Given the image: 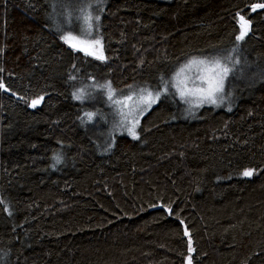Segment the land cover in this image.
I'll return each mask as SVG.
<instances>
[{"label":"trees","instance_id":"16d2710c","mask_svg":"<svg viewBox=\"0 0 264 264\" xmlns=\"http://www.w3.org/2000/svg\"><path fill=\"white\" fill-rule=\"evenodd\" d=\"M55 1L0 0V264H264V0H108L104 59L61 39ZM214 56L230 107L172 94L103 149L88 129L87 83L157 91Z\"/></svg>","mask_w":264,"mask_h":264},{"label":"rangeland","instance_id":"374dc122","mask_svg":"<svg viewBox=\"0 0 264 264\" xmlns=\"http://www.w3.org/2000/svg\"><path fill=\"white\" fill-rule=\"evenodd\" d=\"M107 2L108 0H56L52 4L51 17L53 23L57 26L58 30L61 31L60 33H58L61 39L65 42V36H73L76 38V40L92 41L95 39H99L100 42H102L100 37L98 36V30L102 17V9L106 6ZM89 16L91 17V28H89ZM97 17L99 19H97ZM76 40L70 41L67 44L70 45V43H75ZM95 50L98 54L100 53L101 43L96 47ZM198 59L205 58L200 57ZM207 59H220V57L214 56ZM185 75L191 77V80L189 81V87H195L196 85L200 84V81L198 79V76L200 75V69L198 67L194 66L190 71L186 72ZM174 76L175 74L168 80L167 84H169V87L167 90H165V83L160 90L151 92L153 93V95H155L157 92L161 93L159 100L166 96L174 94L176 98L183 104H185L188 110H190V112L192 113L195 109L198 108L196 106L195 98L186 97L185 99H181L175 87L171 86L174 83ZM240 83L241 81L239 80V84ZM101 87L102 86H95V83L91 82L87 83L81 91L85 94V100L88 103L93 104L96 109L85 112L84 120L88 124L87 127L98 136L100 146V139H102L104 147H107L109 145L111 146V143L114 141L116 135L130 136L128 129L132 128L134 119L133 117L126 118L122 113L129 112L130 108L135 103V100L141 93V91H129L127 93L114 92L115 95L113 96V99L109 100V91L108 88H106V104L103 105L102 100L100 99V94L102 91ZM232 90L227 89L226 77L224 80L223 92L217 94V103L211 104L206 102L200 106L212 105L216 107H230V100L233 97ZM81 91L79 90L77 95H80ZM130 94H132L134 98L132 101H128L127 106L115 103L116 100H122L124 97ZM159 100H156L155 103H152L150 107H148L147 105H141V107L145 108L146 110L143 111L142 114L138 111L135 114V119H138L140 123L142 116L147 111H149ZM186 100H192V102L189 103L186 102ZM89 114H91V117H89ZM139 123L135 127L136 134L138 133L137 129L139 127Z\"/></svg>","mask_w":264,"mask_h":264},{"label":"snow or ice","instance_id":"6c2138e0","mask_svg":"<svg viewBox=\"0 0 264 264\" xmlns=\"http://www.w3.org/2000/svg\"><path fill=\"white\" fill-rule=\"evenodd\" d=\"M258 8H264V3H258L252 6V11L255 12ZM89 28H91V17L89 16ZM97 19H99L97 17ZM249 30V22L243 17L240 16V34L237 36V40H243L244 37L247 35ZM65 42L69 43L70 41L76 40L73 36H65ZM100 40L95 39L92 41H83V40H76L75 43H70V47L74 50L83 52L85 55L94 56L96 59H104L102 51L98 54L95 50L98 45H100ZM194 66L200 69V75L198 79L200 81L199 85L195 87H189V81L191 80L190 76L185 75L186 72L190 71ZM230 69L225 65L222 64L220 59H198L193 58L187 64L182 66L179 71L175 73L173 78L174 83L171 85L175 87L176 91L179 93L181 99H185L186 97H193L196 101V106L199 107L203 103H217V94L223 92L224 90V80L227 77L228 72ZM102 87L108 88V99L112 100L115 93L111 89V85H103ZM169 84H165V90H167ZM0 88H3L5 91L8 89L5 87L3 83H0ZM77 99L81 97L77 94ZM161 93L157 92L155 95L151 91L146 89L141 90V93L135 100V103L130 108L129 112L122 113L125 117H133L134 123L132 128L128 129L129 135L132 136L133 139H138V135L135 132V127L138 125L139 120L135 119V114L139 111L141 114L145 111V108H142L141 105H147L148 107L151 106L152 103H155L156 100H159ZM133 95L130 94L124 97L122 100H116V104H123L127 106L128 101L133 100ZM43 100V97L39 99H35L31 102V106L35 107L40 101ZM186 102L191 103L192 100H186ZM91 117V114H89ZM57 162H59L57 160ZM253 175L252 170H245L243 172V176L251 177ZM170 211V209H169ZM183 223V221H181ZM185 235H188L187 230L185 229ZM188 250L189 252H193L194 249L192 248L191 239L188 241ZM188 264H192V258L189 256L187 258Z\"/></svg>","mask_w":264,"mask_h":264},{"label":"water","instance_id":"95a60500","mask_svg":"<svg viewBox=\"0 0 264 264\" xmlns=\"http://www.w3.org/2000/svg\"><path fill=\"white\" fill-rule=\"evenodd\" d=\"M188 233V235H186V236H189V232H187Z\"/></svg>","mask_w":264,"mask_h":264}]
</instances>
